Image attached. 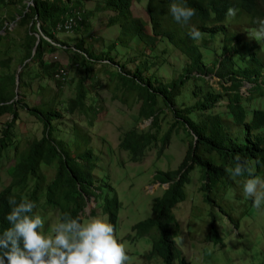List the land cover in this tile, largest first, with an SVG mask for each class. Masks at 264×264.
<instances>
[{"label": "trees", "instance_id": "trees-1", "mask_svg": "<svg viewBox=\"0 0 264 264\" xmlns=\"http://www.w3.org/2000/svg\"><path fill=\"white\" fill-rule=\"evenodd\" d=\"M25 1L0 0V5L17 6L18 10L17 13L8 12L0 18L1 67L9 69L15 60L12 55H19L16 60L19 69L11 73L0 71V164L10 152L19 149L20 136L12 134L11 130L21 121V111H26L29 117L35 119V123L41 127L42 136L29 142L30 153L27 159L15 161V166L7 169L12 183L0 191V216H5L6 220V214L10 211V197L15 196L17 201L26 197L16 190V186L24 184L28 174H35L39 165H43L41 163H57V175L46 184L44 201L40 203L37 189L28 196L29 200L36 202L32 214L44 219L52 212H67L73 217H85L82 222H86L85 194L92 192L90 184L94 182L93 173L99 158L90 148V140L85 139L77 128L74 129L73 145L69 141H60L64 138L57 122L63 118V112L86 115L91 126L105 117L106 112L102 114L104 108L97 95L100 89L96 88L98 63L103 67L115 66L112 76L105 70L108 82L112 81V77L117 79L113 84L114 94L123 93L126 96L124 103L130 99L141 103L136 122L152 120L154 123L148 130H137L134 127L121 135L119 147L131 153L133 160H141L150 149L161 145L164 151L173 131L179 133L182 129L189 138L186 158L181 165L173 171L161 172L156 176L161 182L170 183V186L154 202V217L133 226V230L140 234H151L157 230L159 240L155 242L152 256L163 258L165 264H175L177 260H180L179 264H187L181 258L171 230L172 211L179 202L185 200L189 173L197 168L202 173L204 182L201 190L205 200L213 201L215 209L226 214L216 203L217 196L212 193L213 188L235 201L239 199L241 204H251L252 213L256 215L257 209L253 207L252 200L245 195H237L235 191L237 186L242 188V181L247 178V174L244 177H233L230 169L234 157L239 155L242 161H247L254 169L256 176L264 177V40L256 41L254 34L250 38L248 32L253 28L256 31L257 20L264 19V0H177L195 9V15L188 24L177 23L169 13V5L173 0H148L147 7L155 37L144 34L145 22L132 15L131 6L137 0H103L105 8L118 12L112 16V25H123L118 38L120 45H128L139 37L145 46L144 50L148 47L154 50L162 37L183 57L191 59V64L185 65L180 75H171L173 79L168 82L162 80L158 73L165 67L166 61L162 58L158 60L155 53V56L148 58L145 56L149 54L145 52L135 56L132 61L137 60L138 64L131 69L128 63H120L112 55L116 50V41L98 50L87 43L86 39L91 37L92 29L87 22L89 15L77 10L79 0L76 3V0H31V4ZM230 8L236 10L234 16L228 14ZM76 12H81L84 17L78 20L74 28L79 40L72 46L57 38L66 32L63 26L57 28V25L60 22L64 25L67 16ZM241 18L250 26H245L241 32L232 33L226 20L237 21ZM193 26L201 33L199 40H193L188 35ZM38 33L39 39L36 37ZM221 36H224L222 41ZM217 40H220V48L210 46ZM226 41L235 42L236 45H225L222 50ZM94 43L97 41L94 40ZM60 51L67 53L71 61L69 64L46 60V56ZM205 54L216 56L211 66L204 62ZM66 66L80 74L75 98L69 104L61 101L60 94L65 85L74 83V80H69L72 77L67 75ZM29 69L32 73L28 72ZM193 72H198L199 77L192 76ZM168 74L169 71L164 70V75ZM208 75L217 77L221 92L216 90L215 93V89L209 87ZM27 77L31 83L33 80L54 83L59 93L44 99L46 89L39 86L37 95L42 100L38 105L30 106L26 98L32 89L26 81ZM88 80L92 82V88L86 85ZM244 83L252 85L248 95L241 92ZM192 97L197 100L194 105H189L187 102ZM262 97L260 105L255 106L254 102ZM224 99L227 101L226 110L219 111L216 109L220 105L218 103ZM168 111L172 113L173 122L162 135ZM7 117L13 120L3 125L2 120ZM154 128L157 132L153 134L151 131ZM84 148L85 152L79 153ZM232 195H235L234 198ZM98 197L104 199L103 211L115 230L119 211L116 195L104 198L100 194ZM40 206L42 213H39ZM92 216H95L94 210ZM230 222H233L235 228L239 227V220ZM215 223L216 219L213 218L207 242H221Z\"/></svg>", "mask_w": 264, "mask_h": 264}, {"label": "rangeland", "instance_id": "rangeland-1", "mask_svg": "<svg viewBox=\"0 0 264 264\" xmlns=\"http://www.w3.org/2000/svg\"><path fill=\"white\" fill-rule=\"evenodd\" d=\"M25 2L28 3L29 0ZM29 3H32V1ZM147 4L148 0L133 1L131 10L134 18H140L145 22L144 34L153 36L154 31ZM77 10H82V13L89 15L87 22H89V27L92 29V34L91 37L86 39L87 43H90V45L94 46L95 50H98L102 47L106 48L116 41L117 51L115 50L112 55L115 56L116 61L128 63L131 69L135 68L138 64L137 60L132 61L135 56H139V54H144L145 52L149 54L145 56L148 58L152 57L155 53L158 55L156 56L158 60L162 58L166 61L165 67H162V71L160 70L161 72L158 73L162 80L168 82L173 79L171 75H180L182 73L181 69L185 65L189 66L191 64L190 58L183 57L179 51L175 50L174 46L170 45L162 37H160L154 50H152V47L144 50L145 46L142 45L139 37H136L128 45H120L121 43L118 41V38L121 36L123 25H112V16H116L118 12L105 8L103 0H79ZM8 12L17 13V6L0 5V18L7 15ZM76 15L80 17V15ZM81 16L84 17L83 15ZM75 23L76 21L72 18L73 26L69 30L70 32L58 35L57 38L74 46L76 40H79L74 29V27H77V23L76 25ZM226 23L230 26V30L233 31L232 33L241 32L245 26H250V23L242 18L237 21L227 19ZM14 29L15 26H13L12 30ZM248 32L250 33L249 37L253 38L252 35L255 32V28L249 29ZM249 37L247 36L248 39H250ZM223 38L224 36H221L220 40L222 41ZM94 40L97 43H94ZM220 40L211 43L210 46L220 48ZM227 45L230 44L227 43ZM119 51L121 53H118ZM12 57L15 60L10 65V68L5 69L0 65V71L11 73L18 68L16 60L19 58V55L13 54ZM205 57L204 62L209 66L216 59L214 54H205ZM46 60L59 61L63 65L71 62L69 56L64 51L46 56ZM99 64L96 66V88L97 90L100 89L97 95L104 108L102 114L106 112L105 117L91 126L90 120L86 115L79 114L78 112L75 114L63 112V118L57 122V127L63 132L64 138V140L60 141L63 143L69 141L73 145L72 140L75 138V128L79 130L85 139L91 141L89 144L90 148L94 150L99 158L97 167L93 173L94 182L90 184L92 185L91 194L97 198V203L93 201L94 197L92 195L86 193L85 211L88 216H92L91 212L95 209V216L106 217L103 211L104 199L98 196L103 194L104 198H111L113 195H116L119 211L117 214L118 229L114 235L117 241L125 248L128 256L125 264H165L161 257L151 255L155 241L159 240L157 230L152 231L151 234H140L136 230H132V227L154 217L152 210L154 202L170 186V183H163L156 176L161 172L167 173L168 171H173L181 165L186 158L189 138L182 129L179 130V133L173 131L170 143L164 151L161 145L153 150L150 149L148 154L141 160H133L131 153L119 147L121 135L134 127L137 130H148L154 123L152 120L136 122L135 118L138 115L141 103L134 102L132 99L128 103H124L123 99L126 96L123 93L114 94L112 89H114L113 84L116 83L117 79L112 77V81L108 82L105 70L111 74V72H114L115 66L103 67L99 66ZM166 69L169 71L167 76L164 75V70ZM66 70L68 71H66L67 75L69 74V77H72V79H69L70 82L74 80V83L72 85H65L60 94L61 101L69 104L75 98V89L80 79V74L68 69L67 66ZM28 72L32 73L31 69ZM197 73L193 72L192 76L199 77ZM207 79L209 87L215 89V93L216 90H220L221 92V84H218V79L215 75H208ZM26 81L31 84L32 89L26 98V102L30 106L38 105L42 100L37 95V89H40L39 86L42 89H46L44 99L52 98L54 94L59 93L57 92V86L47 80H33L31 83L27 77ZM227 83L224 82V84ZM91 84L92 82L89 80L86 82V85L92 88ZM251 87L250 83H244L241 92L248 95L247 92ZM187 88L189 89V87ZM262 99L263 97L257 99L254 105L259 106ZM196 100V98L192 97L187 103L194 105ZM263 102L264 99L262 100ZM226 103L225 99L221 100L218 103L220 105L216 109L219 111L226 110ZM87 104L89 105V103ZM20 114L21 121L11 130L12 134L20 136L19 149L17 152H10L6 157L7 159L5 158L0 164V191L12 183V177L9 175L7 169L10 166L14 167L15 161L19 162L22 159H27L30 153L29 142L34 138H41L42 136L41 127L35 123V119L29 117L24 110ZM12 120V117L4 118L2 124L4 125ZM172 122V113L168 111L167 118L163 124L164 131L162 130V135L169 130ZM1 131L2 127H0V136ZM151 132L154 134L157 132V129L154 128ZM23 134L26 135L22 137ZM85 150V148L79 150V153H84ZM41 164L43 165L41 167L39 165V169L35 174H28L27 181L24 184L16 186V190L26 197L37 189L40 203L44 201L46 184L57 175L58 166L57 163L52 165ZM189 177L190 181L186 183L185 187L186 198L184 201L179 202L172 211L173 223L171 230L177 243L176 245L181 252V258L183 257L187 264H264V208L257 209L255 215L252 213L253 208L251 204H241L242 202L239 199L235 201L226 197L221 191L213 188L212 193L217 196L216 203L226 212V214H222L218 209L214 208L213 201L205 200V196L201 190L204 181L200 170L197 168L191 171ZM235 191L241 197L244 195L243 189L240 186H237ZM234 196L232 195V198ZM57 212L50 213L43 219L44 226L41 229L43 235L49 236L53 234L52 230L58 222L59 214ZM243 212H246V214ZM39 213H42L41 206ZM213 218L216 219L215 226L221 242L206 241ZM48 219L49 221H47ZM232 220H239V227L235 228L233 222H230ZM179 262L177 260L175 264H179Z\"/></svg>", "mask_w": 264, "mask_h": 264}, {"label": "clouds", "instance_id": "clouds-1", "mask_svg": "<svg viewBox=\"0 0 264 264\" xmlns=\"http://www.w3.org/2000/svg\"><path fill=\"white\" fill-rule=\"evenodd\" d=\"M81 12L68 16H73L78 23L83 17L76 14L81 15ZM169 13L177 23L188 24L195 15V9L173 0L169 5ZM228 14L234 16L236 10L230 8ZM61 23H58L57 28ZM256 23L258 28L254 32V39L264 40V19H258ZM64 30L70 32L65 28ZM188 35L193 40L201 38L200 31L194 26L190 28ZM153 36L155 37V33ZM227 43L236 45L235 42L226 41L222 50ZM245 174L247 178L242 181L243 194L252 200L253 207L258 210L264 208V177L256 176L247 161H242L236 155L230 175L244 177ZM89 194L92 195L91 192ZM93 197V201L97 203V198ZM23 198L17 201L15 196L10 197V211L6 220L5 216H0V264H125L128 259L125 248L114 235L118 229V221L114 230V225L108 222L107 217L89 215L86 222H82L85 217H73L65 212L59 214L53 234L45 236L41 232L43 219L32 214L36 202L29 200V197Z\"/></svg>", "mask_w": 264, "mask_h": 264}, {"label": "built area", "instance_id": "built-area-1", "mask_svg": "<svg viewBox=\"0 0 264 264\" xmlns=\"http://www.w3.org/2000/svg\"><path fill=\"white\" fill-rule=\"evenodd\" d=\"M72 18L76 21V19L73 16H68L67 20L65 21L64 25H59V26H63L67 31H69L72 28ZM77 23V22H76ZM58 26V27H59ZM72 31V30H71Z\"/></svg>", "mask_w": 264, "mask_h": 264}, {"label": "bare ground", "instance_id": "bare-ground-1", "mask_svg": "<svg viewBox=\"0 0 264 264\" xmlns=\"http://www.w3.org/2000/svg\"><path fill=\"white\" fill-rule=\"evenodd\" d=\"M72 14H73V13H72ZM80 16H81V15H80ZM75 25H76V23H75ZM78 27H79V26H78ZM74 28H75V27H74ZM71 29H72V28H71ZM73 30H74V29H73ZM60 31H61V30H60ZM73 33H74V32H73ZM60 49H61V48H60ZM59 82H60V81H59ZM63 83H64V82H63ZM247 85H248V84H247ZM6 159H7V158H6ZM130 159H132V158H130ZM3 172H4V171H3ZM1 174H2V173H1ZM6 174H7V173H6ZM6 174H5V175H6ZM1 192H2V191H1ZM1 192H0V193H1ZM118 205H119V204H118ZM120 209H121V208H120ZM0 212H1V211H0ZM6 213H7V212H6ZM6 213H5V214H6ZM52 213H53V212H52ZM57 213H58V212H57ZM7 214H8V213H7ZM7 214H6V215H7ZM44 215H45V214H44ZM46 215H47V214H46ZM46 215H45V216H46ZM43 217H44V216H43ZM43 221H44V220H43ZM47 221H49V219H48ZM48 223H49V222H48ZM176 244H177V243H176ZM176 246H177V245H176ZM178 262H179V261H178Z\"/></svg>", "mask_w": 264, "mask_h": 264}, {"label": "water", "instance_id": "water-1", "mask_svg": "<svg viewBox=\"0 0 264 264\" xmlns=\"http://www.w3.org/2000/svg\"><path fill=\"white\" fill-rule=\"evenodd\" d=\"M39 36H40V35H36L37 39H39ZM37 43H38V41H37ZM37 43H36V44H37ZM34 49H35V47H34ZM34 49H33V51H34ZM33 53H34V52H33ZM18 84H19V79H17V86H18Z\"/></svg>", "mask_w": 264, "mask_h": 264}]
</instances>
